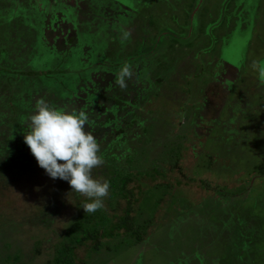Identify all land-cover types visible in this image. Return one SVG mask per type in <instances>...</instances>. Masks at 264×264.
<instances>
[{
  "label": "rangeland",
  "instance_id": "374dc122",
  "mask_svg": "<svg viewBox=\"0 0 264 264\" xmlns=\"http://www.w3.org/2000/svg\"><path fill=\"white\" fill-rule=\"evenodd\" d=\"M57 16L62 19L50 20ZM53 30L62 36L52 40L56 47L49 43ZM123 31L129 37L121 42ZM67 37L74 39L65 43ZM127 57L144 68L123 89L114 83L116 75L105 79L110 92L100 96L134 103L128 109L137 121L122 142H114L121 143L120 160L148 127L149 150L141 161L147 171L134 170L147 184L136 200L137 219L149 221L146 235L138 243L126 233L115 235L111 250L101 247L91 260L85 257L88 239L76 249L79 263L264 264V0H0V83L10 77L31 92L22 100L14 84L0 88V122L6 114L0 132L16 140L14 149L27 117L21 111L24 121L9 122L16 110L9 106L23 103L30 114L43 98L73 111L56 92L73 87L71 72L104 62L109 71L110 62L126 63ZM226 63L235 67L230 75ZM4 67L17 71L3 75ZM23 69L50 70L51 77L40 78L52 82V90L23 77ZM65 77L64 89L54 85ZM168 144L177 145L176 158L166 156ZM25 146L12 170L0 174V257L10 242V254L19 249L25 264H42L68 237L64 226L77 207H63L69 198L54 189L56 179L26 169V159L19 158L28 153Z\"/></svg>",
  "mask_w": 264,
  "mask_h": 264
},
{
  "label": "trees",
  "instance_id": "16d2710c",
  "mask_svg": "<svg viewBox=\"0 0 264 264\" xmlns=\"http://www.w3.org/2000/svg\"><path fill=\"white\" fill-rule=\"evenodd\" d=\"M49 43L50 45L55 46L53 42ZM73 46L74 45L68 47L69 50H71V48H74ZM71 52L72 51H70V53ZM126 59H128V61L126 62L127 65H130L131 68H133L132 70H130L131 75L134 74L133 76H135L136 74L134 73V71L138 72L140 69H142V67L144 68V65L139 64L138 61L137 64L134 62L136 66L133 64V61H136V59H131L129 57H127ZM122 64L117 60L113 63H109V71H112L113 74L112 72L106 71V68L108 67L105 62L104 64H100L95 68H91L88 66L84 68L83 71L76 70L75 72H71V74H74L75 76H72L73 80H71L74 84L72 85L70 83V85L73 87L71 89L70 87H65L66 89H68V91L65 90L66 92L63 93L60 90V87L59 90L56 91L60 95L57 97L61 101L62 105L64 104L63 101L68 102L69 100L71 101L73 111H83L87 115L88 125H86V130L90 131L96 138L97 143L99 144V154L102 155L104 161L102 165L92 169L91 174L95 179H107L110 183V193L108 198L104 200V207L102 209L97 210L92 214H84L82 211L83 209L80 207V204L85 202L88 198L74 191H71V188L66 181L59 178L56 179V184H58V187L54 189H58L59 191H61L65 199L69 198V201H64V198H62L64 203L63 207L64 205L68 206L69 204V206L73 207L74 209V207L76 206L77 212L74 214V218L64 226V232L68 235V237L55 244L52 258H50L46 262H43L42 264H80V257L78 256L76 249H78L81 244H85L86 240L88 239L91 241V243L89 244V249H87L85 257L86 259L91 260L93 251L97 253L98 250H101V247H105L107 251L111 250L112 246H110V243L112 240H114L115 235L126 233L132 236L131 240L135 243L141 242L146 235L143 225H148L147 223L149 221L146 219L144 221H139L137 219L138 216L136 215L141 212V208L138 207L136 200L138 199L141 190L146 187L147 184L145 183L143 177L135 176L134 170L135 168H138L137 172L139 173L147 171L142 166L144 162L141 163V161L143 160V155L145 156V150L148 149V146L145 145L150 138V135L147 131L148 127L145 128L146 126H142L141 130L139 131L137 140L133 142L134 144L132 143L131 148L129 147L130 149H127L129 154L124 156V158L120 160L116 150L119 147L118 145H121V143L116 144L114 142L118 141L115 140L116 138L120 139V141L118 142H122L121 137H123V134L129 130V128L132 126V124L135 123V121H137L134 120V117H136V115H134L133 111H131L132 105L134 103L132 104L131 99L125 98L126 96H100L101 94L110 92V90L105 87L107 84L104 81L105 79L109 80L111 77H115V75L119 72L118 69L122 66ZM1 70L2 69H0V72ZM98 70L102 72H99ZM15 71L17 70L10 71L6 67H4L3 75H5L7 72ZM115 71L116 74H114ZM21 73L23 77L30 76L35 77L34 80L39 79V83L42 85L40 87L46 89L50 88L52 90L53 83L49 82L47 78H40L48 77L45 75H49V77H51L50 70H46L43 72H34V70L32 69H30L29 71L23 69L21 70ZM10 74L12 75V73ZM137 75H139V73ZM131 78L132 77L128 79ZM9 79L7 81L5 80L4 82H1L0 88L8 89L10 88V84H14V87L21 88L18 92V95H16L19 97L18 99H28V97L26 98L25 96H28L29 94H31V92L24 91L26 86L20 80H16L15 82L13 79ZM66 81L67 79L65 77V79H62L60 83H54V85H60L62 86V89H64ZM71 81L69 79V82ZM92 94H94L95 96H92ZM15 105L16 106L12 107L9 106V108H11V111L16 109L14 110V112L16 111V113L12 111L13 114L10 115L9 122L20 124L23 120L20 119L19 122L18 117H20L21 111L24 113L25 117H28L29 114L25 113L29 111L27 106H25L23 103ZM129 106H131L130 109H128ZM59 108H61V104L59 105ZM62 109H64V107ZM4 116L6 117V114ZM3 119L1 120L0 124L3 123ZM115 135L116 137H114ZM0 136V174H4L3 172L12 170L11 167H14L10 165H16V158L14 156H16V153L21 150V145L24 142H22V137L20 140H18L19 143L16 146H19V149L16 147L13 149L12 146L14 145H12L11 143L15 144L16 140H13V137L9 136L8 134L5 136V132L2 131L0 132ZM106 136H109V139H107L105 142H102L101 140L103 139V137H105L106 139ZM165 145L167 146V143ZM25 147H23V149L26 152L28 151V153L25 154V158H23L22 156H20L19 158L21 160L26 159V162L28 163H26V169L34 171V174H37V172L39 173V175L45 174L44 170L37 166L36 160L30 153L29 148L27 146ZM175 147L177 148V145L168 144V151L166 149V156L168 158H170L169 156L171 155H175ZM128 156H130L133 160L128 161ZM161 156L164 155L162 154ZM177 156L178 154L175 155L174 158H176ZM152 174L154 173H150V175ZM158 174L160 173H157L155 175ZM161 175L166 177L164 179H169L168 176H166L167 174ZM164 183L165 181L161 182L160 185H164ZM71 197L73 199L70 203ZM51 206L54 205H50L49 207ZM43 220H46L45 222L48 224L51 221L49 219H46L45 217ZM39 245L40 244H38L35 249ZM4 246L8 254L4 258L0 257V263L2 262L4 264L12 262L14 264L16 263L15 261H19L20 264H22V262L24 264L28 263L26 261H21L22 258L19 249L16 253L10 254L12 251L8 250L11 248L10 242H6ZM86 259H80L81 264L88 263Z\"/></svg>",
  "mask_w": 264,
  "mask_h": 264
},
{
  "label": "clouds",
  "instance_id": "9594fccd",
  "mask_svg": "<svg viewBox=\"0 0 264 264\" xmlns=\"http://www.w3.org/2000/svg\"><path fill=\"white\" fill-rule=\"evenodd\" d=\"M129 33L123 31L121 42ZM131 77L127 63L116 74L114 83L126 87ZM88 117L83 111L61 109L50 105L45 99L37 98L33 111L27 117L23 141L35 158L37 166L51 179L66 181L71 191L88 198L80 204L83 213L92 214L104 207L110 193L107 179L92 176V169L103 164L99 144L94 135L86 130Z\"/></svg>",
  "mask_w": 264,
  "mask_h": 264
},
{
  "label": "flooded vegetation",
  "instance_id": "af4514ba",
  "mask_svg": "<svg viewBox=\"0 0 264 264\" xmlns=\"http://www.w3.org/2000/svg\"><path fill=\"white\" fill-rule=\"evenodd\" d=\"M67 10H68V8H66V9H64V10H62V14H63V16L66 14V12H67ZM103 10H104V12L106 11V9H104L103 8ZM61 13V12H60ZM71 14V13H70ZM105 14V13H104ZM73 15L74 14H71V18H69V20H71L72 21V19H73ZM62 18L60 17V16H57V18L56 17H54V18H52V19H50L51 21H60ZM66 19H68V15L63 19V20H66ZM69 20H68V23H69ZM62 27L61 25H57V27ZM62 31V34H63V30H61ZM56 31L55 30H53V33H54V35H52V36H54L53 38H51V41L50 42H52V39H54L55 40V42L56 43H58V42H60V40H59V38L60 37H62V36H60V34H56L55 33ZM68 38V37H67ZM69 39V41H65V43H70L74 38H68ZM224 62V61H223ZM226 68H225V71H228V74H229V69H232V68H235L234 66H232V65H230V64H227L226 63ZM99 72H102V71H100V70H98ZM109 72H112V71H109ZM112 74H113V72H112ZM225 75V74H224ZM230 75V74H229ZM226 76V75H225Z\"/></svg>",
  "mask_w": 264,
  "mask_h": 264
}]
</instances>
